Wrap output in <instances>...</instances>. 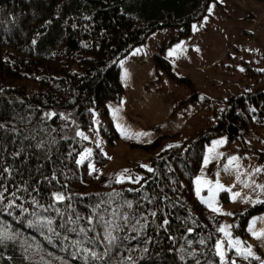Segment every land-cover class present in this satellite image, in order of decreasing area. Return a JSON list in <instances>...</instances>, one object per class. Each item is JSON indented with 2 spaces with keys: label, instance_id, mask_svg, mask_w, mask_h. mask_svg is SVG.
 I'll return each instance as SVG.
<instances>
[{
  "label": "trees",
  "instance_id": "trees-1",
  "mask_svg": "<svg viewBox=\"0 0 264 264\" xmlns=\"http://www.w3.org/2000/svg\"><path fill=\"white\" fill-rule=\"evenodd\" d=\"M216 1L0 0V231L13 237L0 244V264H232L233 251L227 263L216 251L223 216L197 197L195 178L214 137L243 141L264 127V67L249 73L259 87L230 94L212 126L154 153L138 182L91 171L77 133L96 118L117 141L107 103L125 94L120 60L159 29L177 31L168 45L188 36ZM165 47L156 65L191 84ZM92 159L109 160L98 148ZM262 211H235L233 235L249 237Z\"/></svg>",
  "mask_w": 264,
  "mask_h": 264
},
{
  "label": "rangeland",
  "instance_id": "rangeland-1",
  "mask_svg": "<svg viewBox=\"0 0 264 264\" xmlns=\"http://www.w3.org/2000/svg\"><path fill=\"white\" fill-rule=\"evenodd\" d=\"M176 33L174 29H159L120 60L125 94L120 102L107 103L119 139L110 143L100 135L96 118L92 127L77 131L89 141L80 160L81 157L83 161L88 160L91 171L114 176L119 181H139L154 153L212 126L230 94L260 86L261 75L249 73L252 68L264 67V0H217L209 5L208 13L201 20L192 24L188 36L168 45ZM163 45L166 47L162 56L177 75L187 78L191 84L171 79L156 65L154 55ZM217 141L224 143L217 144ZM153 144L159 148L147 149ZM93 148L108 157L105 165L95 164ZM231 157L239 158L238 171L235 165H228ZM257 168L264 169V127L250 128L243 141L219 135L208 144L195 187L197 192V178L210 182L199 186L201 191L197 197L212 201L214 196L215 205L223 213H231L221 214L222 226L232 224L235 211L264 199V192L257 187L264 185V171L256 172ZM217 180L224 189L213 193L209 188L215 189ZM246 183L251 186L245 187ZM234 192H240L241 198L234 201ZM245 197H251V201L245 203ZM253 221L256 231H264V211L250 218L249 237L234 236L232 227L228 231L232 239L243 242V247H251L258 257L257 264H264V239L255 238L249 231ZM228 239L222 233L220 241L224 242L225 255L221 261L227 263V252L233 251L235 264H249L248 258L229 245Z\"/></svg>",
  "mask_w": 264,
  "mask_h": 264
},
{
  "label": "snow or ice",
  "instance_id": "snow-or-ice-1",
  "mask_svg": "<svg viewBox=\"0 0 264 264\" xmlns=\"http://www.w3.org/2000/svg\"><path fill=\"white\" fill-rule=\"evenodd\" d=\"M172 53H170L171 55ZM2 127V126H0ZM117 127H120V125H117ZM82 135V133H81ZM140 135H147L146 133H141ZM87 137H85L86 139ZM217 144H222L224 143V141H217L216 142ZM84 159V157H81V161L82 162ZM239 158L238 157H231L228 161V165L229 166H233L235 165V168L237 169V171L239 170ZM205 163H208L207 160H205ZM146 167V166H144ZM95 170V169H93ZM149 171H152V169H148ZM226 171L229 170L228 167H226L225 169ZM127 171V170H125ZM256 172H260V171H264V169H259L257 168L255 170ZM239 178V177H238ZM121 180L123 179V174H121ZM131 179V178H129ZM119 182V181H118ZM135 182H138V181H135ZM198 187H197V194L199 195L200 191H201V188L199 187L200 185H207L209 184L210 182L209 181H204V180H201L200 178H197V181H196ZM245 187H250L251 185L250 184H245L244 185ZM257 187L260 188L261 192H264V185H257ZM224 189V186L222 184H220L219 180L216 181V186H215V189L213 188H209V191H212L213 193H215L216 190H222ZM228 191H230V189H226ZM56 200L58 201H61L64 199V197L62 195H59L57 194L56 195ZM238 198H241V193L240 192H234L232 193V199L235 201L236 199ZM244 199V202L245 203H248L251 201V197H245L243 198ZM201 200L202 202L206 203L208 205V207L213 211V212H217V213H220V214H227V215H231V213H223L222 209H220L218 206L215 205L214 203V196H213V200L212 201H207V200H204L203 197H201ZM256 203H264V201H261L259 199H257L255 201ZM49 223H51V221H49ZM254 225H255V221H253V227H250L249 228V231L252 233V235L257 238V239H264V231H256L255 228H254ZM231 227V225H226V226H222L220 227L218 230L220 232H222L224 234L225 237H228V243L229 245L235 250L236 253H238L239 255L243 256L245 259L249 258V257H253L254 256V253L252 252V249L251 247H243V242L238 240V239H232V234L230 231H228V229ZM13 239L12 236L8 235L7 232H3V231H0V244H3L6 240H11ZM115 239V237H112L111 235L108 236V242L109 244H111L113 242V240ZM216 251H217V254L220 256L221 260L224 259V255H225V251H224V242L223 241H220L217 243L216 245ZM91 255L95 258L96 257V253L93 252L91 253ZM258 259V257H257ZM232 264H235V261L232 262Z\"/></svg>",
  "mask_w": 264,
  "mask_h": 264
}]
</instances>
